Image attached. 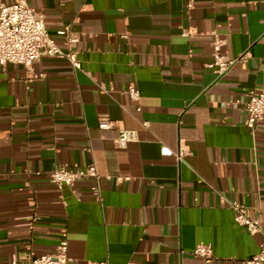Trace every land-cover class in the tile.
Returning <instances> with one entry per match:
<instances>
[{
	"label": "crops",
	"instance_id": "obj_1",
	"mask_svg": "<svg viewBox=\"0 0 264 264\" xmlns=\"http://www.w3.org/2000/svg\"><path fill=\"white\" fill-rule=\"evenodd\" d=\"M26 1L58 46V29L80 34V68L46 55L32 71L0 66V264L52 253L63 234L66 264H245L261 237L229 203L264 224V118L250 129L244 110L264 89V0ZM218 38L246 54L222 74L207 67ZM100 117L137 139L117 147ZM91 164L97 177L49 180Z\"/></svg>",
	"mask_w": 264,
	"mask_h": 264
},
{
	"label": "built area",
	"instance_id": "obj_2",
	"mask_svg": "<svg viewBox=\"0 0 264 264\" xmlns=\"http://www.w3.org/2000/svg\"><path fill=\"white\" fill-rule=\"evenodd\" d=\"M56 33L63 39V47L58 46L49 34L45 27L43 14L31 8L26 0H13L9 3L0 0V66L7 63H16L32 71L33 63L41 56L46 55L64 58L69 61L73 69H79L80 60L77 44L80 34L72 31L68 26L58 29ZM182 34L188 35L189 33L183 30ZM224 44L225 41L219 38L211 43L212 59L207 67L213 69L217 74L226 72L231 65L243 61L246 56V54H243L235 58L228 57L222 50ZM38 77H43V74H39ZM100 88L105 89L102 84H100ZM125 92L131 100H139L140 93L135 85L129 84ZM136 109L140 110V106L138 105ZM244 110L246 112L245 125L250 129H255L258 122L264 118V89H251L248 91L247 99L244 102ZM97 125L101 129L116 126L107 117H100ZM116 128L115 145L117 147L124 148L128 142L137 139L135 130L122 126H116ZM187 153V149H179L176 158L181 159ZM85 176L97 177L94 165L55 168L51 171L49 180L61 188L62 186H69L75 180ZM229 206L233 209L235 223L243 226L249 233H256L261 237L259 250L245 259V264H264V224L257 218L250 216L244 205L233 201L229 203ZM67 247V239L63 234L54 252L37 256H31L30 254L14 256L11 264H66ZM192 254L204 261L211 260L213 256L211 243L197 244L192 250ZM89 264L107 263L105 261H92Z\"/></svg>",
	"mask_w": 264,
	"mask_h": 264
}]
</instances>
